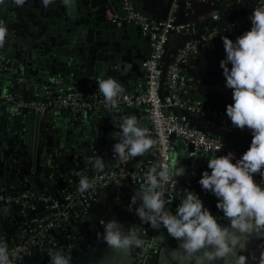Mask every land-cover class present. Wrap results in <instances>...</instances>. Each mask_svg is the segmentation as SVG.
<instances>
[{"label":"crops","instance_id":"0c3cea01","mask_svg":"<svg viewBox=\"0 0 264 264\" xmlns=\"http://www.w3.org/2000/svg\"><path fill=\"white\" fill-rule=\"evenodd\" d=\"M255 1L229 0V3L224 2L220 5L221 15L224 17H227L229 13L234 15L250 8ZM86 2L87 0H49L45 4L44 0H25L22 6H15L11 0H5L4 4H0V21H3L8 29L5 40L15 47L18 53L31 51L34 50V47L40 46L51 58L60 61L72 60L78 65H83L86 72L88 71V74L91 75L94 67L90 64L94 60V53L100 52L101 60L107 56L112 60L105 78L117 79L127 90L142 76L140 63L149 52L147 40L142 38L137 29L131 25L118 31L107 21V10L120 13L116 0H108L106 7L95 9L85 6ZM135 5L140 13L150 19L168 20L172 18L201 32L212 27L211 14L213 10L207 4L192 1L187 6L184 0H135ZM180 43L181 39L170 38L168 53L165 57L166 63L171 61V55ZM224 56L222 42H215L205 51H200L197 56L189 59L183 67V72L191 82L193 97L213 102L225 108L233 101L231 90L224 87V77L222 69L219 67V62ZM6 72L8 75L10 74L8 70ZM82 72L79 70L81 74L78 75V78L80 80H84ZM52 76L54 75L45 73L40 80L50 79ZM7 85L14 89L12 90L17 96H21L13 84ZM88 87L93 86L88 85ZM24 94L28 95L30 99L35 98L36 91L32 90L29 81ZM128 114L137 115L141 124L147 129L149 128L147 119L140 110L124 109L118 115L117 113L113 115L101 113L96 117H90L87 113L73 117L63 112L47 116L46 123L42 122L40 130L48 134L46 136L43 133L42 139L38 143L39 166L35 172L42 179L43 167L48 158L58 162L63 160V166L57 169L54 165L55 171L52 172L55 176L59 174L56 178H59L60 182L50 181L49 188L45 187L44 180L43 183L39 182L40 185L37 184L39 180H34V183L53 198L59 199L63 197L62 191L69 189L75 180V161L80 159V163L88 165L86 157L99 155L105 161V168L114 167L118 162L112 152V146L116 141L110 134L119 130L121 118ZM193 124L240 150H246L249 146L251 136L248 134L211 126L206 120L199 118L194 119ZM17 135L13 133L9 119L2 116L0 119V146H2L0 148L2 152L7 149L6 146H10L9 143L15 141L17 144L15 147L12 149L8 147L14 155L19 152L17 155L20 157L21 165H27L29 159L32 158L31 152L28 151V148H31L28 130L25 131L24 137ZM151 155L152 149L143 156L133 158L131 162L132 164H140L142 161L148 163L151 161ZM208 158L203 157L196 163H190L185 149H181L177 153L172 169L176 166H184L187 171L182 178L191 187H186L185 184L180 185L174 197L176 205L179 204V198L185 189L196 193L201 192L197 181L200 179L202 171L206 169ZM25 169L30 171L28 166ZM60 176L72 178L62 180ZM135 191L137 189L132 186L122 185L99 192L97 201L90 206L87 216H84L82 220L83 225L79 230L84 241L79 245V249L73 251L72 264H132L133 249L127 255L118 253L98 240L97 233L103 232L100 224L102 219L105 221L116 219L125 227V231L132 226L138 229L144 225L134 213L127 211L130 198ZM201 199L211 212L217 210L216 199L211 194L206 193ZM21 218L24 219L22 216H18L16 219L12 214H0V234L6 236L8 244L23 239V229L27 223L26 220L23 222ZM157 244L162 247V256L160 257L162 262L163 260L170 261L174 252L179 253L177 241L168 236L166 230L157 239ZM260 251L261 240L252 237L247 241L246 255L255 253L259 256ZM180 255L182 257V253ZM14 264H49V260L45 254L39 258L34 253L28 258L14 262ZM218 264H223V262H218Z\"/></svg>","mask_w":264,"mask_h":264},{"label":"built area","instance_id":"2783aa9c","mask_svg":"<svg viewBox=\"0 0 264 264\" xmlns=\"http://www.w3.org/2000/svg\"><path fill=\"white\" fill-rule=\"evenodd\" d=\"M184 1L187 6L192 1L210 5L213 10L212 27L201 32L172 18L150 19L137 10L135 0H116L120 13L107 10L106 19L110 24L118 31L131 25L137 29L142 38L147 40L149 48L147 56L140 63L141 78L132 83L131 88L125 90L119 106L115 109L106 105L99 88H89L90 84L72 73L54 75L46 80H40L45 73L29 78L31 88L36 91V95L33 101L23 100L7 85L10 84L5 76L7 70L5 65L8 60L4 50L0 49V79H2L0 117L5 116L8 119L20 117L23 111L47 118L49 115L62 112L73 117L85 113L90 117H96L101 113L118 115L124 109L140 110L147 119L149 134L155 141L151 161L148 163L142 161L137 166H133L131 161L123 165L117 162L114 167L105 168L103 172L97 173L90 165L80 163V159L75 161V180L69 189L62 191L63 197L59 199L53 198L46 192H34L31 189L15 193L11 188L0 183L1 213L13 215V207H20L21 210L16 217H24L23 222L26 220L27 223L23 229V239L9 245L14 262L32 256L46 235L49 237V244L56 246L58 240L64 239L60 234H64L66 228L74 229L79 234L78 225H83L82 220L87 216L90 206L97 201L99 192L122 185L140 190L145 183L143 173L153 165L157 167L167 165L172 169L175 156L181 149L187 151L190 163H196L203 157L224 155L229 151L234 152L238 158L245 151L194 126V119L199 118L206 120L211 126L250 135L247 130L242 132L231 126L224 107L193 97L191 82L183 72V67L200 51H205L215 42H222L221 36H228L234 40L247 30L250 27L249 14L254 7L264 6V0H256L250 8L230 20L222 16L220 11L222 9L220 5L229 0ZM172 37L181 39V43L171 55V61L166 63L167 48ZM36 47L41 48L42 53H45L44 48ZM221 142L224 147L217 151L216 146ZM54 165L57 169L60 168L63 166V160L59 162L52 158L46 160L45 166L49 169L50 177L55 176L52 174L55 171ZM82 175L96 179L94 189L85 193L78 191L79 178ZM60 178L66 180L72 177L60 176ZM255 179L259 181L260 177L256 175ZM176 180L177 184H170L166 191L167 206L173 212L178 206L174 203V197L180 185L191 187L182 177H176ZM57 181L60 182V179L57 178ZM197 194L201 198L206 193L201 190ZM211 213L222 225L229 223L218 209ZM56 230L59 231L55 233ZM137 230L143 234L146 243L144 247L133 249L132 264H166V260L161 261L162 247L157 244V239L165 229L157 231L144 224ZM263 241L261 240V245ZM73 243L79 246L82 241L74 239Z\"/></svg>","mask_w":264,"mask_h":264},{"label":"clouds","instance_id":"9594fccd","mask_svg":"<svg viewBox=\"0 0 264 264\" xmlns=\"http://www.w3.org/2000/svg\"><path fill=\"white\" fill-rule=\"evenodd\" d=\"M48 2L44 0L45 4ZM4 3L5 0H0V4ZM11 3L22 6L25 0H11ZM248 20L250 27L235 40L221 36L225 56L219 67L224 87L232 92L233 102L226 105L225 115L233 128L247 130L251 140L238 158L232 151L209 157L197 181L203 192L216 199L215 206L228 219V225L219 223L199 194L187 189L174 212L167 206V187L177 184L176 177L186 174L184 166L150 167L143 173V187L134 192L127 206V211L134 213L141 224L157 231L165 229L168 236L177 241L179 253L174 252L166 264L173 261L178 264H264V250L259 256L245 254L249 239L264 240V6L254 7ZM7 32L4 22L0 21V48L4 46ZM96 81L106 105L117 108L125 87L113 77L105 78L102 71ZM110 135L116 141L112 146L113 156L122 165L143 156L155 143L135 114L124 115L119 130ZM223 147L221 142L216 149ZM86 161L97 173L106 167L99 155L86 157ZM96 182L82 175L78 191L85 193L94 189ZM100 224L103 232L97 233V239L118 253L127 255L130 250L145 246L144 236L135 226L125 231L116 219H102ZM0 264H14L4 234H0ZM49 264H72L71 253L50 251Z\"/></svg>","mask_w":264,"mask_h":264},{"label":"water","instance_id":"95a60500","mask_svg":"<svg viewBox=\"0 0 264 264\" xmlns=\"http://www.w3.org/2000/svg\"><path fill=\"white\" fill-rule=\"evenodd\" d=\"M226 3H229L227 1ZM90 9H95L97 7H106L108 5V0H87L84 4ZM243 11L235 13H229L227 16L228 19L234 18L237 14H241ZM34 47V50L25 51L22 53H18V50L15 47H12L7 40H5L3 49L8 60V63L5 65L6 69L10 72H6L5 76L7 80L16 87L18 94L22 96L23 100L33 101L34 99H30L28 95L26 96L24 93L27 88V82L29 78L34 77L41 73H49L51 75L58 74H74V76L80 75L79 70H82V76L84 81L90 84L93 87L98 88L96 77L100 75L101 71L106 74L108 69L110 68V64H112L111 57H104L101 60V53H94V60L91 61V64L94 68L92 70V75L86 72L85 67L83 65H78L72 60H59L56 58L49 57L46 53H42L41 48ZM111 62V63H110ZM86 75V76H85ZM1 119V117H0ZM47 118H41L34 113H28L27 111H23V115L20 117L9 119V122L13 128L14 135L18 137L25 135V131L28 130L29 139H31V148L29 147L28 151L31 152L32 158L29 159L27 165H21L19 163L20 157L14 155L11 151L12 147H15V141L9 143L11 149L6 146L7 149H4L2 152V146H0V183L6 185L8 188H11L15 193L19 191H24L27 189H31L34 192H45V190L38 187L37 184L39 182L43 183L45 181V187L49 188L50 181H57L56 176H49V169L47 166L43 167L42 171V179L37 176L35 170L38 168V159L40 150L38 143L42 139L41 135H46L44 131H41L42 122L46 123ZM52 120V119H50ZM23 129V130H22ZM42 132V133H41ZM13 136V134H12ZM14 152V151H13ZM132 161V159L130 160ZM133 166H137L138 164H132ZM28 166L30 171H27L25 167ZM34 180L38 181L37 184L34 183ZM40 185V184H39ZM21 210L20 207H13V215L16 217L17 213ZM1 214V210H0ZM17 219V217H16ZM21 220H23L21 218ZM80 228L81 226L78 225ZM59 230H56L57 233ZM80 232V230H79ZM64 239L58 240V244L56 246L49 244V237L46 235L44 239L41 241V245L34 250V253L37 257L42 258L43 252L46 254L47 260H49V252L50 251H61L62 254L68 255L69 252L71 256L73 254L74 249H79L77 244L73 243V240L84 241L82 233L79 234L77 231L71 228H66V232L64 234H60ZM12 244V243H11ZM8 244V245H11ZM71 247H74L73 249ZM264 250V241L261 245V251ZM162 256V251L161 255Z\"/></svg>","mask_w":264,"mask_h":264},{"label":"trees","instance_id":"16d2710c","mask_svg":"<svg viewBox=\"0 0 264 264\" xmlns=\"http://www.w3.org/2000/svg\"><path fill=\"white\" fill-rule=\"evenodd\" d=\"M0 82H2V79H0ZM0 85H1V83H0ZM3 87V86H2ZM8 89H10V88H8ZM13 91V90H12ZM13 92H15V91H13Z\"/></svg>","mask_w":264,"mask_h":264},{"label":"rangeland","instance_id":"374dc122","mask_svg":"<svg viewBox=\"0 0 264 264\" xmlns=\"http://www.w3.org/2000/svg\"><path fill=\"white\" fill-rule=\"evenodd\" d=\"M16 152V151H15ZM16 153H18L19 154V152H16ZM24 162V161H23Z\"/></svg>","mask_w":264,"mask_h":264}]
</instances>
